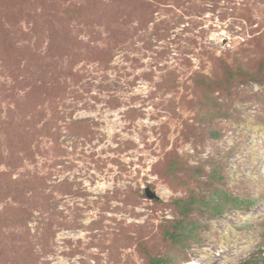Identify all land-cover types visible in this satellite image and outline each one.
<instances>
[{
	"label": "rangeland",
	"instance_id": "1",
	"mask_svg": "<svg viewBox=\"0 0 264 264\" xmlns=\"http://www.w3.org/2000/svg\"><path fill=\"white\" fill-rule=\"evenodd\" d=\"M152 259L264 264V0H0V264Z\"/></svg>",
	"mask_w": 264,
	"mask_h": 264
},
{
	"label": "trees",
	"instance_id": "2",
	"mask_svg": "<svg viewBox=\"0 0 264 264\" xmlns=\"http://www.w3.org/2000/svg\"><path fill=\"white\" fill-rule=\"evenodd\" d=\"M245 75L241 70H238L236 73H232L230 79L236 81L239 76ZM247 81L250 79L261 81L260 73L247 72ZM200 176V175H199ZM204 191V186L200 187ZM178 207L181 210L182 220L177 221L174 224V229L172 231H167V236L173 241H179L183 238L188 241L192 234H197L195 228V222L191 220L190 214L197 208V206H206L209 207V211L213 212L212 215L222 214L227 208H238L243 209L246 206H252L254 200L244 199L241 197H233L226 194L223 190L219 188H214L210 195H199L197 193L191 194L188 199L177 200ZM201 203V204H200ZM192 226L190 227V225ZM153 264H164L165 259H152Z\"/></svg>",
	"mask_w": 264,
	"mask_h": 264
},
{
	"label": "water",
	"instance_id": "3",
	"mask_svg": "<svg viewBox=\"0 0 264 264\" xmlns=\"http://www.w3.org/2000/svg\"><path fill=\"white\" fill-rule=\"evenodd\" d=\"M147 193H148V196H149L150 198H154V197H156V194H155L154 192L150 191V190H149Z\"/></svg>",
	"mask_w": 264,
	"mask_h": 264
}]
</instances>
